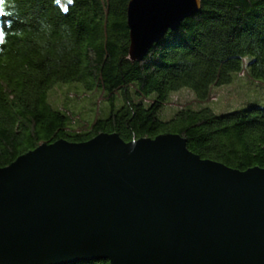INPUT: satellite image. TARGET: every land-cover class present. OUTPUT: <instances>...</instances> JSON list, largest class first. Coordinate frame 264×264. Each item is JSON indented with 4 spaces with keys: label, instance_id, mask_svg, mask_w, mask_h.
Here are the masks:
<instances>
[{
    "label": "water",
    "instance_id": "obj_1",
    "mask_svg": "<svg viewBox=\"0 0 264 264\" xmlns=\"http://www.w3.org/2000/svg\"><path fill=\"white\" fill-rule=\"evenodd\" d=\"M201 0H130L141 62ZM264 264V169L240 171L181 135L102 133L41 145L0 169V264Z\"/></svg>",
    "mask_w": 264,
    "mask_h": 264
},
{
    "label": "trees",
    "instance_id": "obj_2",
    "mask_svg": "<svg viewBox=\"0 0 264 264\" xmlns=\"http://www.w3.org/2000/svg\"><path fill=\"white\" fill-rule=\"evenodd\" d=\"M129 2L73 0L65 12L66 0H0V169L41 145L102 133L127 143L177 134L202 159L264 169V107L221 115L206 107L234 75L264 81V0H201V11L141 62L129 59ZM73 83L101 93L107 118L76 124L52 107L51 90ZM183 90L195 99L162 120Z\"/></svg>",
    "mask_w": 264,
    "mask_h": 264
},
{
    "label": "rangeland",
    "instance_id": "obj_3",
    "mask_svg": "<svg viewBox=\"0 0 264 264\" xmlns=\"http://www.w3.org/2000/svg\"><path fill=\"white\" fill-rule=\"evenodd\" d=\"M100 92L86 91L82 84H63L54 87L48 94L49 102L53 108L65 110L76 118L78 122L92 123L96 118H107L112 108L104 102ZM213 101L206 107L215 114L221 115L233 111L245 109L251 105L264 107V81L254 79L251 76L234 75L230 84L214 88ZM216 98V99H215ZM195 99L190 91L183 90L172 97L175 106L167 108L161 114L162 120H169L174 116L178 105H184ZM120 99L115 108L123 105Z\"/></svg>",
    "mask_w": 264,
    "mask_h": 264
},
{
    "label": "snow or ice",
    "instance_id": "obj_4",
    "mask_svg": "<svg viewBox=\"0 0 264 264\" xmlns=\"http://www.w3.org/2000/svg\"><path fill=\"white\" fill-rule=\"evenodd\" d=\"M57 4H60L61 3V0H56ZM73 3V0H66V3H64L62 6H63V10L65 12L68 11V5L72 4ZM4 4L6 5L7 4V0H4ZM5 39V38H4Z\"/></svg>",
    "mask_w": 264,
    "mask_h": 264
}]
</instances>
